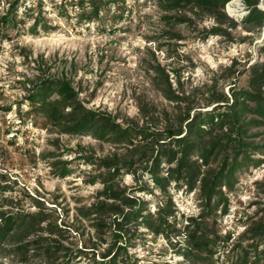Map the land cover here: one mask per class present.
<instances>
[{
	"label": "rangeland",
	"instance_id": "1",
	"mask_svg": "<svg viewBox=\"0 0 264 264\" xmlns=\"http://www.w3.org/2000/svg\"><path fill=\"white\" fill-rule=\"evenodd\" d=\"M14 1L0 0V16ZM76 1L17 0L9 15L11 20L0 25V199L1 186L7 187L3 195L13 197L8 204L2 202L1 208L32 210L34 207L25 195L38 196L46 205L55 207L58 224L62 219L78 226V231L67 227L60 237L62 245L71 249L80 247L87 238L94 240L91 218H82L78 207L92 202L103 188L99 178L89 182L99 171L95 165L74 158L79 155L76 151L122 158L135 145L150 140L146 131L161 132L166 124L176 121L187 100L205 106L213 79L217 78L226 92L233 82L238 87L244 85L247 76L242 69L257 60V44L264 35V28L248 31L242 22L248 11L245 0H237L243 7L241 16L231 15L224 6L231 19L224 25L228 35L209 34L208 29L214 24L209 14L183 8L165 10L162 0H127L122 18L116 16L114 4L109 10V4L101 2L104 11L100 18L91 20L79 18L81 8ZM84 8L89 10L90 4L86 2ZM232 21L234 25L230 26ZM160 68L168 74L171 89L183 101L164 96L160 90L164 79ZM46 77L68 78L87 107L104 111L122 125L145 132L134 137L133 144L114 142L108 135L98 138L90 132L60 133L41 112L31 109L27 98L33 85ZM206 108L211 106L203 109ZM248 134L254 135L250 140L264 144V124L251 125ZM223 141L217 143L216 150ZM225 152L226 148L219 156L212 155L202 169L215 168ZM251 157L260 162L234 170L229 183L221 185L228 212L222 213L224 201L212 209L214 221L210 218L209 224L221 234L230 233L228 245L216 249L212 262L186 259L179 252L184 236L170 233L172 241H177L173 246L162 234L141 228V240L128 248L135 263L227 264L232 240L246 227L237 219L245 209L250 223L264 207V153L254 151ZM63 160L67 161L69 173L60 176L54 163ZM162 166L161 174L165 175ZM148 178L149 174L144 172L140 180ZM116 181L129 190L135 184L131 173L120 174ZM198 182L190 190L184 183L170 182L167 186L177 227L201 209ZM150 187L152 194L139 191L136 195L153 210L161 195ZM54 201L56 204L51 203ZM10 249V245L0 246V264L39 261L32 251L31 257L23 261ZM88 257H78L73 264H89Z\"/></svg>",
	"mask_w": 264,
	"mask_h": 264
},
{
	"label": "trees",
	"instance_id": "2",
	"mask_svg": "<svg viewBox=\"0 0 264 264\" xmlns=\"http://www.w3.org/2000/svg\"><path fill=\"white\" fill-rule=\"evenodd\" d=\"M162 1L165 10L183 8L209 14L214 19V24L208 29L209 34L228 35L224 25L231 19L225 13L224 6L229 0ZM259 1L245 0L248 11L242 22L248 31L264 28V9L257 6ZM16 2L8 4L0 16V25L11 20L9 15L15 10ZM86 2L90 4L89 10L84 8ZM101 2L108 3L109 10L114 4L119 18H122L128 6L127 0H77L75 4L81 8L79 18H100L104 11L100 8ZM233 25L232 21L230 26ZM257 54V60L242 69L247 76L244 85L238 87L233 82L226 92L222 84H218L217 78L213 79L204 99L205 106L187 100L176 121L166 124L161 132L146 131L150 140L135 145L128 155L122 158L115 155L97 157L76 151L79 155L74 158L95 165L99 171L89 182L94 183L99 178L103 184L92 202L78 207L82 218H91L94 240L87 238L74 249L62 245L60 237L67 232V227L78 231V226L62 219L58 224L55 207L46 205L44 200L29 193L25 197L34 209H2V202L8 204L13 197L3 195L7 187L1 186L0 246L10 245V250L19 254L23 261L31 257L29 251H32L39 258L37 264H73L81 256H89V264H136V258L128 248H133L141 240L143 231L140 229L145 228L154 234H162L173 246L177 241H172L170 233L184 236L179 252L186 259L212 262L216 249H225L230 239V233L221 234L208 222L213 217L212 209L221 201H224L222 213L226 214L229 210L221 185L229 183L234 170L260 162V159H252L254 151L264 153V144L250 140L249 137L254 135L248 134L251 125L264 124V36L257 44ZM159 70L164 77L160 87L164 96L169 100L183 101L171 89L168 74L162 68ZM30 91L27 98L32 104L31 109L41 112L57 126L60 133L90 132L98 138L108 135L114 142L133 144L132 139L145 132L131 125H122L104 111L87 107L66 77L42 78ZM208 106L211 108L203 109ZM221 140H224L223 145L216 150ZM225 148L226 152L215 168L202 169V166L209 164L212 155L219 156ZM193 155L198 158H193ZM198 159H201V163ZM162 165L165 166V175L161 174ZM54 166L60 176L69 173L65 160L56 161ZM144 172L149 174V178L141 181ZM125 173H131L135 180L130 190L116 181L120 174ZM197 181L201 209L196 215L188 216L184 225L177 227L175 208L167 186L170 182L184 183L190 190ZM151 185L161 195L153 210L147 201L136 195L139 191L152 194ZM51 203L56 204L55 201ZM259 211L260 216L250 223L251 217L245 209L237 219L246 223V227L232 240L227 250V264H264V207ZM40 232L48 235L41 236ZM30 236L34 237L30 239ZM103 244L105 247L100 248Z\"/></svg>",
	"mask_w": 264,
	"mask_h": 264
},
{
	"label": "bare ground",
	"instance_id": "3",
	"mask_svg": "<svg viewBox=\"0 0 264 264\" xmlns=\"http://www.w3.org/2000/svg\"><path fill=\"white\" fill-rule=\"evenodd\" d=\"M227 11L234 16H241L243 14V9L240 8V5L239 3H237V0H231V2L228 3Z\"/></svg>",
	"mask_w": 264,
	"mask_h": 264
},
{
	"label": "water",
	"instance_id": "4",
	"mask_svg": "<svg viewBox=\"0 0 264 264\" xmlns=\"http://www.w3.org/2000/svg\"><path fill=\"white\" fill-rule=\"evenodd\" d=\"M258 7L261 9H264V0H260ZM262 36H264V35H262Z\"/></svg>",
	"mask_w": 264,
	"mask_h": 264
},
{
	"label": "built area",
	"instance_id": "5",
	"mask_svg": "<svg viewBox=\"0 0 264 264\" xmlns=\"http://www.w3.org/2000/svg\"><path fill=\"white\" fill-rule=\"evenodd\" d=\"M230 2H231V0H229L228 2H226V10H227V5H228V3H230ZM239 5H240V8H242V9H243V7H242L241 3H239Z\"/></svg>",
	"mask_w": 264,
	"mask_h": 264
}]
</instances>
